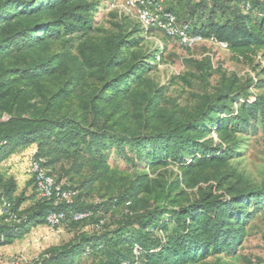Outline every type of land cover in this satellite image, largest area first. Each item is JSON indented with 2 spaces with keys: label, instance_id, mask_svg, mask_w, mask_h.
Masks as SVG:
<instances>
[{
  "label": "trees",
  "instance_id": "trees-1",
  "mask_svg": "<svg viewBox=\"0 0 264 264\" xmlns=\"http://www.w3.org/2000/svg\"><path fill=\"white\" fill-rule=\"evenodd\" d=\"M98 7L95 0H0V165L35 146L33 159L45 158L52 175L58 165L87 172V182L119 175L111 177L117 194L95 205L82 194L70 203L43 199L33 177L36 200L24 208L15 180L0 172V203L7 199L20 218L2 221L0 247L64 211L60 229L70 237L25 264H207L237 256L264 210V186L225 171L249 146L242 136L264 126V93L250 92L264 88V64L256 63L264 57V0L193 6L191 32L227 42L237 60L259 69L256 81L234 76L194 105L156 81L166 49L142 52V34L95 36ZM180 79L192 84L174 77L171 85ZM197 186L188 198L186 188ZM117 211L109 222L106 212ZM77 212L90 215L75 220Z\"/></svg>",
  "mask_w": 264,
  "mask_h": 264
},
{
  "label": "rangeland",
  "instance_id": "rangeland-1",
  "mask_svg": "<svg viewBox=\"0 0 264 264\" xmlns=\"http://www.w3.org/2000/svg\"><path fill=\"white\" fill-rule=\"evenodd\" d=\"M98 4V30L95 36H105L112 33L124 32L142 34L144 43L142 52L152 53L159 49H166L165 61L159 64L154 77L161 84H168L169 95L176 97L182 105H194L206 94L216 93L224 85L229 84L235 76L240 84L256 81L259 69L243 61L237 60L229 49H223L211 39L206 38L194 47L181 45L176 38L169 37L159 29H147L138 17L137 10L130 8L128 0H95ZM199 0H165L166 7L178 16L180 23L192 22L190 12ZM150 30V31H148ZM77 44V42H76ZM256 63L264 64L263 55L259 54ZM174 77H185L191 80L188 84L183 80L172 86ZM253 96L263 94V89L250 87ZM216 142L220 141L217 133L212 135ZM242 138L248 140L249 146L241 149V156L232 159L225 171L232 170L242 177L244 183L255 187L264 186V126L259 125L257 133H248ZM119 168H124L121 164ZM62 165L54 167V175L73 192L72 199L82 194L86 204L95 205L104 201L103 198L117 194L118 186L112 183L107 174L101 180L90 181L88 173L82 175L68 174ZM170 170L177 172L178 168L170 166ZM117 175L115 178H118ZM169 179V176H166ZM236 178L234 177L233 180ZM214 181L201 182L199 186L207 187ZM111 186L115 188H111ZM199 186L186 188L188 198H194ZM105 213V211H104ZM109 222L118 220L121 212H106ZM23 258V257H22ZM37 259V258H36ZM207 264H264V210L255 215L248 225V234L243 246L235 257H214Z\"/></svg>",
  "mask_w": 264,
  "mask_h": 264
},
{
  "label": "built area",
  "instance_id": "built-area-1",
  "mask_svg": "<svg viewBox=\"0 0 264 264\" xmlns=\"http://www.w3.org/2000/svg\"><path fill=\"white\" fill-rule=\"evenodd\" d=\"M127 4L130 8L137 10L138 17L145 28L162 30L169 37L176 38L185 47H194L206 39L200 34L191 32V27L188 23H180L177 15L166 7L165 0H128ZM209 39L221 48L229 49L227 42L219 41L214 37ZM31 171L35 178L37 192L41 198L55 199L56 204L61 201L72 202L73 192L65 190L64 184L50 173V169L46 166L45 158L32 159ZM11 207V203L7 199L2 198L0 203V224L3 220L20 222L18 213L13 211ZM89 215L90 213L88 212H77L74 214V219L82 220ZM66 218L67 214L64 211H53L48 215L47 223L54 232H59ZM134 253L136 255L140 254L138 246L135 247ZM25 262V258L18 257L0 264H25Z\"/></svg>",
  "mask_w": 264,
  "mask_h": 264
},
{
  "label": "crops",
  "instance_id": "crops-1",
  "mask_svg": "<svg viewBox=\"0 0 264 264\" xmlns=\"http://www.w3.org/2000/svg\"><path fill=\"white\" fill-rule=\"evenodd\" d=\"M35 146L20 147L14 154L0 165V172L6 179H14L17 184L16 195H24L23 207H30L34 204L35 188L31 162ZM70 234L60 229L54 232L48 224L34 227L23 238L16 239L12 244L0 247V263L23 257L32 262L49 247L68 239Z\"/></svg>",
  "mask_w": 264,
  "mask_h": 264
}]
</instances>
